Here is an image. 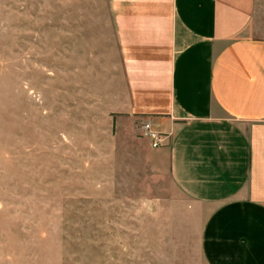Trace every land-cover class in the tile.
<instances>
[{"label":"rangeland","instance_id":"obj_1","mask_svg":"<svg viewBox=\"0 0 264 264\" xmlns=\"http://www.w3.org/2000/svg\"><path fill=\"white\" fill-rule=\"evenodd\" d=\"M148 122L110 0H0V264H204Z\"/></svg>","mask_w":264,"mask_h":264},{"label":"crops","instance_id":"obj_2","mask_svg":"<svg viewBox=\"0 0 264 264\" xmlns=\"http://www.w3.org/2000/svg\"><path fill=\"white\" fill-rule=\"evenodd\" d=\"M129 105L205 209L204 264H264V0H110Z\"/></svg>","mask_w":264,"mask_h":264},{"label":"built area","instance_id":"obj_3","mask_svg":"<svg viewBox=\"0 0 264 264\" xmlns=\"http://www.w3.org/2000/svg\"><path fill=\"white\" fill-rule=\"evenodd\" d=\"M144 128L150 136L154 147H161L167 144L169 136L156 130L150 122L146 123Z\"/></svg>","mask_w":264,"mask_h":264}]
</instances>
